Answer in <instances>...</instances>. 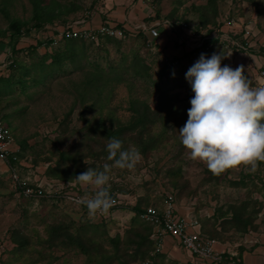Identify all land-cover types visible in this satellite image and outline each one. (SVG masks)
I'll list each match as a JSON object with an SVG mask.
<instances>
[{
    "label": "rangeland",
    "instance_id": "obj_1",
    "mask_svg": "<svg viewBox=\"0 0 264 264\" xmlns=\"http://www.w3.org/2000/svg\"><path fill=\"white\" fill-rule=\"evenodd\" d=\"M130 7L135 19L123 26L113 14H123L126 22ZM155 13L159 15L155 20L145 19ZM85 15L95 24L112 20L119 24L118 33L111 41L105 38L99 44L73 45L72 58L65 42L59 39L56 44L30 48L37 39L51 34L49 26L61 30V22L82 20ZM140 15L144 20L138 19ZM199 16L225 23L222 40L230 37L234 43L232 36L245 30V38L252 41L250 47L258 53L235 52L224 43H216L211 53L194 52L173 60L168 69L164 66L169 60L164 58L181 56L182 46L176 50L173 46L181 37L169 34L161 54L138 34L142 31L140 25L154 21L167 24L178 19L196 27ZM12 20L22 22V30H30L39 20L47 29L18 39L14 43L16 52L12 53L15 64L8 67ZM50 21L53 24H48ZM201 30L205 33L206 29ZM185 40V48L190 50L197 42ZM255 42L264 44V0H0V118L12 131V149L21 146V178L42 188V195L33 200L18 195L13 190L10 169L0 160V264H100L96 262L101 261L100 254L113 257L108 263L119 264L112 239L120 241L118 256L127 259L132 250L124 248V238L134 216L131 207L141 200V206L162 207L168 195L175 199L177 211L197 219L217 242L227 243L231 249L253 245L256 239L264 245L260 239L264 240V163L254 173L241 166L209 179L206 165L190 160L179 139V129L187 121L183 114L191 107L185 77L188 69L202 53L208 58L213 53H232L222 59L221 66L235 69L243 65L244 75L254 81L264 67V54ZM55 54L60 63L50 57ZM134 67L148 69V75L145 71L143 76L134 75ZM162 102L171 109L158 107ZM133 104L137 108L146 104L150 110L162 109L143 133V138L150 135L158 137L159 142L142 152L137 131L120 135L122 150L134 145L142 158L132 170L111 168L110 191L119 207L104 218L97 215L90 219L78 202L63 198L60 192L67 191L74 198L94 194L90 187L82 188L72 178L77 158L83 157L78 162L79 167L82 162L80 174L89 167L85 158L97 170L106 163L113 165L114 161L104 159L102 153L107 152L108 132L133 120ZM60 151L70 158L60 161L63 165L59 172L67 168L64 178L48 172L59 161ZM91 152L100 155L92 156ZM235 208L252 221L245 229L226 223L233 221ZM76 233L89 246V255L77 245L66 244L67 234ZM97 247L98 253L93 250ZM231 249L226 248L229 253Z\"/></svg>",
    "mask_w": 264,
    "mask_h": 264
},
{
    "label": "clouds",
    "instance_id": "obj_2",
    "mask_svg": "<svg viewBox=\"0 0 264 264\" xmlns=\"http://www.w3.org/2000/svg\"><path fill=\"white\" fill-rule=\"evenodd\" d=\"M231 54L213 53L208 58L202 53L185 74L194 97L179 139L186 156L206 165L215 176L241 166L254 173L264 162V77L249 80L243 65L222 67V59ZM122 144L113 137L106 145L107 159L113 165L106 163L103 170H97L85 158L89 167L74 177L82 188L90 187L94 193L81 200L90 219L107 215L112 207L111 168L132 170L142 158L136 146L122 150Z\"/></svg>",
    "mask_w": 264,
    "mask_h": 264
},
{
    "label": "trees",
    "instance_id": "obj_3",
    "mask_svg": "<svg viewBox=\"0 0 264 264\" xmlns=\"http://www.w3.org/2000/svg\"><path fill=\"white\" fill-rule=\"evenodd\" d=\"M37 16L40 17V14L38 13ZM155 17H159L158 13H155V15H153L151 17H146L145 19L147 21L151 22L152 20H155ZM199 17L200 18H199L198 24L196 25V27H192V28L199 31V32L202 31L201 29H203V28L206 29L205 33L203 35L207 36V37L202 41L200 46H198V47L192 46L193 48L191 50L188 48H185L186 47L185 43L187 42L185 40V38L190 39L189 35H190V30H191V29L184 30L181 28V23L184 22L185 20H183V21L180 20V22L178 21V19L177 20H170L172 22V28H161L160 29V31H161L160 36L158 38H155V39H152L149 35L144 34L142 31H141L142 34L140 32H138V34L140 36L146 37L148 39L150 45L155 46V48H157V52L161 53V54L165 50L164 49V43L166 41L165 38L167 39V36L169 34H173V35H176L178 37H181V39L178 41L179 43H177L175 41L173 43L174 44L173 46L175 47V50L179 45L182 46V54H181V56H178V54H172V56H171L172 60H170L169 58L164 56L165 60H167V61L169 60V62L168 63L166 62L165 66H164L166 68H168V66L172 67L171 63L173 60L179 61L182 57L189 56L190 54H193L194 52L197 53V52H203L206 50L209 53H211L213 48H214V44H216V43H224L228 47H231L232 50L235 52H237V51H239V52L240 51H250V52H253L255 54L258 53V51H255L253 48L250 47V44L252 43V41H247V38H245L246 37V36H244L245 30H242L240 33L236 34L235 38H234V35L232 36L234 43L230 41V39H229L230 37L226 40H222L223 29H224L223 25L225 23L216 22L215 19H213V18L209 19L207 16H199ZM88 20H89V15L83 16L82 20H69V21L65 20L64 22H61V25H62L61 29L65 28L68 24H72L74 21H82V23H81L82 26L83 27L88 26V28H95L101 24H103V25H110L111 24L116 29L119 27L118 26L119 24H117V23L112 24V23H109L107 21L101 22L95 26L93 22L88 21ZM48 24H53V23H51V21H50V23H48ZM22 25H23L22 22H20L18 20L17 21L12 20L10 22V26H9L10 42H11V44L9 45L10 46V52H7V53L5 52L7 60H10V58H11V62L9 61L10 63L7 65L8 67H10V65L13 66L15 64V58H13L12 53L16 52L14 43L18 39H20L25 34H27V35L31 34L32 31L39 32L41 30L47 29L46 26L44 24H42V22L40 20L35 22L32 25V28H31L32 30L31 29L30 30L29 29L22 30L21 29ZM55 27H56V25H53L52 27L49 26L48 28L50 29L49 31L51 32V34H48V36L44 35L42 39L41 38L37 39L36 45L30 46V48L35 49V47L38 45H47L48 46L51 44H56V42L59 40H63L65 42L64 44L66 45V49H68V51H69L68 54H70V57L72 58L74 55V52H72V50L75 48L74 46H76V45L83 46L86 43L87 44H99L105 38L111 41V37H112V36H108V35L99 36L98 40L95 41V40H92L89 38H84L82 36H69V35H66L65 32L60 33V30H58ZM50 32H48V33H50ZM181 33L185 34V37H182L184 35H181ZM255 44L258 45L260 53L264 54V44L260 45L258 42H255ZM50 57L53 58L55 63L61 62V59L58 60V56L56 54H55V56H50ZM134 60H136V59H134ZM132 62H131V64H132ZM40 63L42 64V62H40ZM138 63H139V61H138ZM132 65H137V64L134 63ZM168 69H170V68H168ZM147 70L148 69H146V68H144L142 70L140 68L134 67L133 73L136 76H143V73L145 71V73H146L145 75L147 76L148 75ZM188 84H189V88H190L188 98L191 99L192 97H194V92L192 91V88H191V85L189 82H188ZM161 104L162 105H160L158 107L162 106L163 109H171L170 105H168V104L166 105V103H164V102H162ZM131 109L133 112V115H132L133 120H131L126 125H120L116 129L111 130V132H108L109 136H110L109 139H112L114 137V138L119 139L123 142V140L120 138L121 134L126 133V132L137 131L138 134L136 135V137H137V139L141 145L140 147L144 148V149H142V152H144V150L150 149L151 146L152 147L157 146V144L159 142L158 137L147 135L146 138H143V133H145L149 124L154 123V121L156 120V115L158 116V113L160 112L159 110H162V109L155 108L153 110H150L149 106L146 104L142 105L140 108H137L135 106V104H133L131 106ZM183 111H185V110H183ZM183 115H184L183 117L185 119H188V111H185V113ZM157 118H160V117H157ZM0 120H2V119L0 118ZM6 125L9 128V124L6 123ZM11 133H12V131H11ZM18 149H19L18 154H20L21 146H19ZM60 153H61V155H60L59 161L57 162L56 166L53 168L52 167L49 168L48 172L50 175L55 176L57 178H64L66 171H67V168L65 169V171L59 172L60 165H63L60 163V161L70 160V158L68 155H66L64 153V151H60ZM102 153L104 155L103 157H105L104 159H107L108 153L106 151H104ZM90 155H92V156L98 155L99 156L100 154L91 152ZM82 158L83 157H81V156H79V158H77V161L75 163V169H73V172H72V178L73 179L75 176L80 174V169L82 168V162H81V167L78 166V162H80L82 160ZM263 163L264 162H261L259 164H263ZM19 165L20 164H18V168H19ZM100 169L103 170V166H100ZM18 172H19V170H18ZM206 172L208 173L209 179H213V177L216 178V176L213 175L208 169H206ZM28 186H33V185L28 183ZM110 195H111V198H116L115 194L112 193L111 191H110ZM28 199L33 200L34 198L30 197ZM141 201H139L134 207H131V210L133 211L134 216H133L132 221L130 223L129 230L126 233L125 238H124V248L126 249V248L130 247V249L132 250L131 253H128L129 256L127 257V259L122 258L121 256H118L119 250H117V249L119 247L120 241H118L114 238L112 239V241L115 244V248H116V251L114 253L115 254L114 257L117 258V260L119 259L121 261L119 264H130V262L135 261L138 258L143 260V259L150 256V253L153 251V249L155 247V241L153 239H151V237H150V235L152 233V225L148 222L141 220L139 217V213L141 211H143L146 207L149 206V205L141 206L140 205ZM118 205L119 204H117L116 206H112L110 208L108 214H110L112 212V210H114L115 208L117 209L119 207ZM154 206L157 207L158 205H154ZM81 208H83V211L88 212L87 207L85 205L81 204ZM221 215H223V214H221ZM102 217L104 218V215ZM231 219H233V221L230 220V221H227L226 223L233 222L232 226L238 230L245 229V227L249 226L252 222L248 215H247V217H244L243 213L236 208L233 210V213L231 214ZM80 237H83V236L80 235L79 233H76V235L67 234V239L65 240L66 244L67 245H77L79 248H81V250H83L87 255H89L90 254L89 246H85V244L83 243L84 241L82 239H80ZM90 246L93 248L94 245L90 244ZM93 250L96 251L97 253L100 252V249L98 247L96 249H93ZM100 255H101V261L100 260L96 261V262H100V264H110V263H108V261L109 260L112 261V259H113L112 256H109L106 254H100ZM120 257H121V259H120Z\"/></svg>",
    "mask_w": 264,
    "mask_h": 264
},
{
    "label": "built area",
    "instance_id": "obj_4",
    "mask_svg": "<svg viewBox=\"0 0 264 264\" xmlns=\"http://www.w3.org/2000/svg\"><path fill=\"white\" fill-rule=\"evenodd\" d=\"M81 23L82 21H74L72 24H68L65 28H62L60 33L65 32L69 36H82L95 41L98 40L99 36H113L118 33L117 29L111 24H101L95 28H88V26L83 27ZM139 28L152 39H155L160 36L161 28H172V23L167 22L165 24V21H154L147 26L142 24ZM181 28L184 30L191 29L190 39L197 40L194 47L200 46L202 41L207 37L203 35V31L199 32L185 22L181 23ZM257 77H264V67L260 69ZM12 137L10 129L0 120V160L10 169L11 182L14 186L13 190L23 197H39L42 195V188L38 185L28 186V183L19 175V149H12V145H14ZM60 194L67 200L78 202L77 204L79 205L82 204L81 200L85 198L81 195H76V198L70 197L67 191H62ZM112 202V206H116L118 204L117 198H112ZM139 217L153 226L150 237L155 241V247L150 256L141 260L138 264H158L154 257L155 254L161 251L164 237L174 238L180 247L189 252L190 256L198 264H238V259L234 258L233 253L225 256L226 251L217 250L218 242L201 231L198 220L178 215L175 199L171 195L164 198L162 207L148 206L139 213Z\"/></svg>",
    "mask_w": 264,
    "mask_h": 264
},
{
    "label": "crops",
    "instance_id": "obj_5",
    "mask_svg": "<svg viewBox=\"0 0 264 264\" xmlns=\"http://www.w3.org/2000/svg\"><path fill=\"white\" fill-rule=\"evenodd\" d=\"M129 9H130V16L125 17L126 22L123 21V18H124L122 17L123 14H120V15L113 14V16H115L117 21L118 19H120L119 21L123 23V26L128 25V22L130 21L129 19H133V20L135 19L131 17V16L135 17L134 15H132V14H135L134 9L131 7ZM137 17L138 19L144 20V17H141V15ZM133 20L131 22H133ZM107 22L114 24L112 20H107ZM94 25L96 26L98 24L94 23ZM177 212H178V215L183 216L182 213H180L179 211ZM200 226H201V231L207 235L201 223H200ZM260 239L261 241H263L262 243L264 244V240H262L261 237ZM258 242H260V240L256 239L253 245H249V246L243 245V246L231 249L226 245L227 243L218 241L217 250L226 251L225 256H228L233 252L234 258L238 259V264H264V245H261ZM226 248H228L229 250L231 249V253H229V251H227ZM154 258L158 264H198V262H195V259L190 256L189 252L183 250L180 247V245L176 242V240L171 237L163 238L162 249L160 252L155 254ZM218 264H221V263H218Z\"/></svg>",
    "mask_w": 264,
    "mask_h": 264
}]
</instances>
